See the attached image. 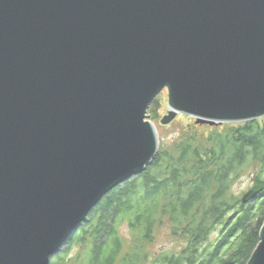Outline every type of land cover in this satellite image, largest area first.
<instances>
[{
  "label": "water",
  "instance_id": "1",
  "mask_svg": "<svg viewBox=\"0 0 264 264\" xmlns=\"http://www.w3.org/2000/svg\"><path fill=\"white\" fill-rule=\"evenodd\" d=\"M165 88L163 125L263 118L264 0H0V264H49L147 168Z\"/></svg>",
  "mask_w": 264,
  "mask_h": 264
},
{
  "label": "trees",
  "instance_id": "2",
  "mask_svg": "<svg viewBox=\"0 0 264 264\" xmlns=\"http://www.w3.org/2000/svg\"><path fill=\"white\" fill-rule=\"evenodd\" d=\"M160 108L156 97L147 110L154 123ZM250 167L251 184L234 191ZM86 219L49 264H247L264 227V117L160 142L147 168L108 191ZM165 222L185 242L153 253Z\"/></svg>",
  "mask_w": 264,
  "mask_h": 264
},
{
  "label": "rangeland",
  "instance_id": "3",
  "mask_svg": "<svg viewBox=\"0 0 264 264\" xmlns=\"http://www.w3.org/2000/svg\"><path fill=\"white\" fill-rule=\"evenodd\" d=\"M157 97L161 101V108L159 111V118L155 121V125L157 128L159 140L161 143L167 146L173 145V143L181 137L184 131H191L192 129H197L199 133L208 134V132L212 129L211 125H198L195 123V118L179 113L177 117L174 119L172 123L167 125L161 124V119L164 115L167 114V110L169 108V92L168 89H163ZM221 127V126H219ZM254 172V168H248L234 184V191L240 192L244 188H246L249 184H251L252 173ZM169 226L165 222L164 224L160 225L155 232L154 239L149 244V251L157 252L162 250H177L180 249L184 242L181 239L175 238L170 234ZM127 226L123 227L124 237L128 240L130 239V231L127 230ZM81 250L80 247L74 249L73 253L77 254Z\"/></svg>",
  "mask_w": 264,
  "mask_h": 264
}]
</instances>
